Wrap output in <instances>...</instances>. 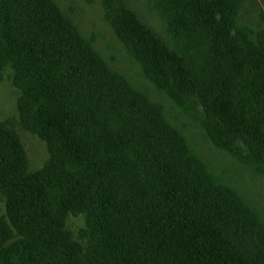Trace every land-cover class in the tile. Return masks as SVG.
<instances>
[{
	"label": "trees",
	"instance_id": "obj_1",
	"mask_svg": "<svg viewBox=\"0 0 264 264\" xmlns=\"http://www.w3.org/2000/svg\"><path fill=\"white\" fill-rule=\"evenodd\" d=\"M157 1L175 42L206 41V71L130 9L110 15L119 38L173 101L199 105L217 147L264 171V31L235 33L240 0ZM6 63L22 89V125L51 159L29 174L19 137L0 125V264H82L66 229L72 214L93 232V264H264L258 217L214 183L161 108L111 72L53 0H0Z\"/></svg>",
	"mask_w": 264,
	"mask_h": 264
},
{
	"label": "rangeland",
	"instance_id": "obj_2",
	"mask_svg": "<svg viewBox=\"0 0 264 264\" xmlns=\"http://www.w3.org/2000/svg\"><path fill=\"white\" fill-rule=\"evenodd\" d=\"M61 13L78 29L104 61L107 68L123 77L137 92L159 106L165 121L184 138L188 153L196 158L219 187L234 192L264 226V171L247 164L227 150L217 147L208 137L203 114L197 103L182 106L167 92L156 86L141 64L119 38L110 15L130 9L165 43L180 49L188 64L197 72L206 71L208 58L204 39L198 46H184L173 40L166 19L160 14L157 0H53ZM111 3L109 14L107 4ZM235 33L257 40L264 31V0H240ZM186 48V49H185ZM15 69L10 63L0 66V125L15 133L27 160V172L35 174L50 162L47 144L35 133L26 130L18 108L22 89L15 82ZM5 210V198L0 195V215ZM72 241L81 250L82 264H93L88 249L94 241L93 232L82 214H72L66 221Z\"/></svg>",
	"mask_w": 264,
	"mask_h": 264
}]
</instances>
